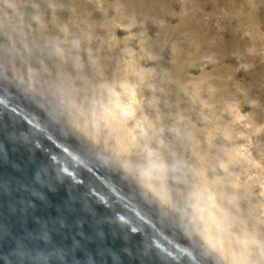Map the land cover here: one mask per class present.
Listing matches in <instances>:
<instances>
[{
  "label": "bare ground",
  "instance_id": "1",
  "mask_svg": "<svg viewBox=\"0 0 264 264\" xmlns=\"http://www.w3.org/2000/svg\"><path fill=\"white\" fill-rule=\"evenodd\" d=\"M21 1L0 0V39L44 36L51 103L32 91L42 55L27 42L6 63L25 64L29 81L6 77L56 108L199 241L231 264H264V0ZM149 164L160 179H144ZM208 183L224 195L215 240L189 214Z\"/></svg>",
  "mask_w": 264,
  "mask_h": 264
},
{
  "label": "water",
  "instance_id": "2",
  "mask_svg": "<svg viewBox=\"0 0 264 264\" xmlns=\"http://www.w3.org/2000/svg\"><path fill=\"white\" fill-rule=\"evenodd\" d=\"M0 264H231L0 73Z\"/></svg>",
  "mask_w": 264,
  "mask_h": 264
},
{
  "label": "rangeland",
  "instance_id": "3",
  "mask_svg": "<svg viewBox=\"0 0 264 264\" xmlns=\"http://www.w3.org/2000/svg\"><path fill=\"white\" fill-rule=\"evenodd\" d=\"M21 3L26 7H28V9H29V6L30 5H25L26 3H29V0H22L21 1ZM30 4V3H29ZM31 7V6H30ZM27 8L25 9V14H27V11L26 10H28ZM35 9V8H34ZM34 9H30V11L31 12H29L26 16H25V20L27 21V19L29 20V21H27V22H30V21H35L36 19H34V18H31L32 17V11L33 12H35L36 13V11H34ZM36 10V9H35ZM32 13V14H31ZM31 14V15H30ZM31 16V17H28V16ZM27 18V19H26ZM30 18V19H29ZM32 19V20H31ZM32 21V22H33ZM18 31V30H17ZM15 32V31H14ZM19 32V34H16V32H15V34H13V36H12V34L10 35V36H7V38H6V35H5V37L4 38H2L1 37V39H2V41H1V39H0V51L2 52V53H5V55L7 56V58L5 59V55L4 54H2L1 52H0V73H2V74H4L5 72V74H7V75H5V76H7V77H11V78H21L22 79V81H26V80H28L29 81V79H28V69H27V67L25 66V64H24V66H23V64H22V67H21V65H16V64H14V63H12L11 62V65H9V66H7V63L9 64V60H11L10 58H12V57H10L9 56V54H10V52H14L15 54L17 53V54H19V52L20 53H22V50L24 49V48H28V47H30V48H28L27 49V51L26 52H29L30 51V49L31 48H35V49H33V50H31V51H34L33 52V54L36 56V54H37V56L40 54V56L42 55V58H39V56L38 57H36V59H38V63L40 64V65H38V67H40V69L38 68V70L36 71V69H34V73H38V74H40V75H38L37 74V76L35 77V75L36 74H34L33 73V76L35 77V79L32 77L31 78V81L33 80L34 81V85H33V83H32V86H33V88H32V91L34 92V94H36L37 92H39V93H37L36 95H40L42 98H46L47 99V101H48V103H51L50 101H51V99L50 98H48V93L50 92L49 91V88L47 87V86H49L50 85V83H53L52 81H54L53 79H51L50 77H52L53 76V73H52V69L50 68L51 66H50V61L48 62V59H52L53 58V56H52V49H51V45L46 41V40H44L45 38H44V36H42L41 34H36V36H33L32 35V33H31V36L29 35L28 36V34L29 33H27V32H22L23 34H25V33H27L25 36L23 35L22 36V33H20L21 31L19 30L18 31ZM17 32V33H18ZM35 35V34H34ZM17 36H19V37H17ZM38 36H40V38H42L41 40H40V38L38 37ZM8 37H10V40H12L13 38L14 39H16V40H12V42H10L9 40H7V39H9ZM11 37H12V39H11ZM25 37H29L28 39L27 38H25ZM33 37V38H32ZM6 38V39H5ZM31 38V39H30ZM23 39H25V41L23 40ZM37 39V40H36ZM20 40H21V42H20ZM29 40V41H28ZM38 40H40V41H38ZM9 43V47H8V44H7V42ZM15 41H17V42H15ZM15 42V43H14ZM25 42H27L28 44H26V46H28V47H25V45H24V43ZM30 42L32 43L31 45H29L30 44ZM36 42H38V44L36 43ZM48 43L49 45V47H50V49L51 50H48V49H46L48 46H47V44H46V46L43 44V43ZM5 43H6V45H5ZM14 44V45H13ZM3 45V46H2ZM5 45V46H4ZM17 45V46H16ZM20 45V46H19ZM24 46V48H23V46ZM33 45V46H32ZM36 45V46H35ZM12 46H13V48H12ZM14 46H16V47H14ZM22 46V47H21ZM32 46V47H31ZM4 47V48H3ZM7 47V48H6ZM19 47V48H18ZM45 47V48H44ZM37 48H38V50H37ZM4 49H6V50H4ZM8 49H10V50H8ZM13 51H12V50ZM21 49V50H20ZM40 49V50H39ZM45 49H46V51H45ZM7 53H6V52ZM15 51H17V52H15ZM25 51H23L24 53H22L23 55L26 53ZM38 51V52H37ZM44 51V52H43ZM51 52V55H49L50 54V52ZM41 52V53H40ZM36 53V54H35ZM44 53H48V56L47 55H44ZM32 54V53H31ZM32 54V55H33ZM21 55V54H20ZM44 55V56H43ZM2 56L4 57V59H2ZM12 56V55H11ZM52 56V57H51ZM8 57H9V59H8ZM43 57L46 59L45 61L46 62H48L46 65H44V63H46L44 60H41V59H43ZM48 57V58H47ZM21 58H23V56H21ZM24 59V58H23ZM4 60H6L5 62H4ZM9 62H8V61ZM44 62V63H42V62ZM7 62V63H6ZM41 62V63H40ZM3 63V64H2ZM5 63V64H4ZM14 64V65H13ZM4 65L5 66V69L2 67V66ZM14 66H17V67H14ZM19 66V67H18ZM7 67L9 68V69H7ZM10 67H12L13 68V70H12V68H10ZM23 67H26V71H24L25 69H23ZM46 67L49 69L50 68V70H49V72H48V70L46 71ZM35 68H37V66L35 67ZM43 68H44V70H43ZM4 69V70H3ZM10 69H11V72H10ZM19 69H22V70H19ZM2 70L3 71H5L4 73L2 72ZM7 70V71H6ZM42 70V71H41ZM43 72L44 74L43 75H45V76H47L46 78L41 74V72ZM25 72H27V74H25ZM51 72V73H50ZM11 73V74H10ZM14 74V75H13ZM46 74H48V75H46ZM9 75V76H8ZM11 75V76H10ZM38 76H40V77H38ZM41 76H43V77H41ZM24 78H26V80L24 79ZM49 78V80L47 81V79ZM44 79L46 80V82H49L48 84H46V82L44 81ZM43 80V81H42ZM51 81V82H50ZM26 83H27V81H26ZM44 85V86H43ZM41 87H43V88H41ZM45 87V88H44ZM47 87V88H46ZM34 89V90H33ZM39 89V90H38ZM36 91V92H35ZM35 95V96H36ZM50 100V101H49ZM49 106H51V105H49ZM51 109H54V107H51ZM54 111V110H53ZM55 111H56V108H55ZM56 112H58V111H56ZM58 114H59V112H58ZM60 115H61V113H60ZM143 135L146 137H149L150 138V130L149 129H145L143 132ZM147 133H149V134H147ZM147 137H146V139H147ZM148 140L149 139H147V143H145V145L143 146V148H144V150H147V151H149V150H152V148H153V145H154V143L152 144V139H150L149 141H152L151 143L150 142H148ZM254 142H255V137L253 136V135H251V137H250V143H251V145H253L254 144ZM151 145V146H150ZM149 150H148V149ZM263 157H264V152H263Z\"/></svg>",
  "mask_w": 264,
  "mask_h": 264
},
{
  "label": "clouds",
  "instance_id": "4",
  "mask_svg": "<svg viewBox=\"0 0 264 264\" xmlns=\"http://www.w3.org/2000/svg\"><path fill=\"white\" fill-rule=\"evenodd\" d=\"M155 166L149 164L144 173L148 182L160 179L154 170ZM224 195L218 191L213 183L206 184V191L202 194L195 207L189 210L192 225L209 239L215 240L218 236V221L223 213L222 201Z\"/></svg>",
  "mask_w": 264,
  "mask_h": 264
}]
</instances>
